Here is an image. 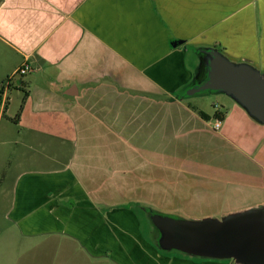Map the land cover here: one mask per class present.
<instances>
[{
  "label": "crops",
  "instance_id": "obj_1",
  "mask_svg": "<svg viewBox=\"0 0 264 264\" xmlns=\"http://www.w3.org/2000/svg\"><path fill=\"white\" fill-rule=\"evenodd\" d=\"M208 48L264 73V0H0V84L32 69L0 101V264H230L161 254L127 204L161 206L120 200L139 177L171 214L264 203V126L215 93L176 97Z\"/></svg>",
  "mask_w": 264,
  "mask_h": 264
},
{
  "label": "water",
  "instance_id": "obj_2",
  "mask_svg": "<svg viewBox=\"0 0 264 264\" xmlns=\"http://www.w3.org/2000/svg\"><path fill=\"white\" fill-rule=\"evenodd\" d=\"M181 43V42H180ZM205 80L187 92L222 94L253 121L264 126V73L234 62L221 51H200ZM159 250L187 258L230 264H264V203L224 213L220 217H179L149 213Z\"/></svg>",
  "mask_w": 264,
  "mask_h": 264
},
{
  "label": "rangeland",
  "instance_id": "obj_3",
  "mask_svg": "<svg viewBox=\"0 0 264 264\" xmlns=\"http://www.w3.org/2000/svg\"><path fill=\"white\" fill-rule=\"evenodd\" d=\"M187 92H186V94L181 93L179 95H182V96L187 95ZM201 94H203V93H198L197 95H201ZM211 96L212 95H210L209 97H207V99L202 101L204 103V107L206 108V110H209V108H211L210 104H211L212 100L214 99ZM214 96H216L219 100H224V101L226 100V99H224L225 96L222 95V94H216ZM16 99L17 98H15V97L12 99V105H11V108H10V110L8 112V115L11 116V117H13L15 115V111H16V108H17V103L18 102L16 101ZM12 130H14V128H12ZM0 137H1V131H0ZM0 153L3 154V152H0ZM119 179H120V182H124L123 189L125 190V188H126V189L129 190V191H126V193H124V194L122 193L121 194L122 197H120V200L122 198H124L126 200H129V198L149 199L150 201L155 202V204H157L158 206H161V207H159V209L162 210V211H167L168 208H164V207H167L170 203L171 204L175 203V201L172 202L174 199L172 198V196L170 194H167L166 198H162V195L160 193H158V188H159L158 187V183L154 182L153 178L150 181L149 185H146V183H143V181H142L143 178H139V177L138 178L129 177L128 179L126 177L124 179H122L120 177ZM127 182H128V184H127ZM120 200H118V201H120ZM186 201L188 202V203H185L186 211L188 212L187 214H193L196 211L198 212V210L196 208L192 207V203L190 202L189 199H186ZM164 213L166 215H170V216L174 215L175 216V214H171V213H168V212H164ZM183 217H198V216H196V215L195 216H188L187 215V216H183ZM121 223L122 224L120 226L124 230L132 231V225L126 223L125 221H121ZM134 232H136V230H134ZM132 243H133L134 247L142 248L140 246V243L138 242L137 238Z\"/></svg>",
  "mask_w": 264,
  "mask_h": 264
},
{
  "label": "trees",
  "instance_id": "obj_4",
  "mask_svg": "<svg viewBox=\"0 0 264 264\" xmlns=\"http://www.w3.org/2000/svg\"><path fill=\"white\" fill-rule=\"evenodd\" d=\"M192 49L198 51L200 48H197V47H193ZM9 78H7L6 80H8ZM14 79V78H13ZM12 79V80H13ZM3 81L1 84H0V101H1V98H2V95H3V91L4 89L2 88V84H4ZM11 80V81H12ZM10 81V82H11ZM10 85V83H9ZM9 87V86H8ZM205 94H214L212 92H203V94L201 95H205ZM178 99H186V96H176ZM27 98V94H24V97H23V100H22V103H21V106H20V109H19V112H18V117L21 113V110L23 108V104L25 102ZM199 116L206 120V121H209L210 120V117L207 116L206 114L202 113V112H198ZM213 118L215 119H220L221 121L224 119V114L222 112L218 113V114H215L213 116ZM127 206L134 212V214L136 215L138 221H139V229H140V232L142 234V236L144 237V239L150 243V245L152 247H154L156 250H158L161 254L163 255H176V256H179L181 258H186L185 256H183L182 254H179L177 252H164V251H161L159 250V248L157 247L156 245V239H155V235H156V231H150L149 230V224H148V215L149 213H156V214H161V215H166L164 212L166 211H162V210H159L157 207H155L153 204H150L148 202H144V201H134V202H129L127 204ZM169 213V212H168ZM172 214H175V213H172ZM167 216H170V215H167ZM170 217H173V218H179L181 217V215L179 214H175V216H170ZM193 259V258H192ZM193 260H197V261H203V260H200V259H193Z\"/></svg>",
  "mask_w": 264,
  "mask_h": 264
},
{
  "label": "built area",
  "instance_id": "obj_5",
  "mask_svg": "<svg viewBox=\"0 0 264 264\" xmlns=\"http://www.w3.org/2000/svg\"><path fill=\"white\" fill-rule=\"evenodd\" d=\"M32 72V69L29 67V65L27 64H23L22 66H20L14 73L13 76H11L8 80H6V82H4V84H2V88L3 89H7L9 86L10 81L15 78V77H19L22 78L24 76H26L27 74H30ZM215 109H218V106L215 105ZM221 125V120L220 119H215L214 121V129L218 130L220 128Z\"/></svg>",
  "mask_w": 264,
  "mask_h": 264
},
{
  "label": "flooded vegetation",
  "instance_id": "obj_6",
  "mask_svg": "<svg viewBox=\"0 0 264 264\" xmlns=\"http://www.w3.org/2000/svg\"><path fill=\"white\" fill-rule=\"evenodd\" d=\"M203 68V67H202ZM203 71L205 72V69L203 68ZM216 94V93H215Z\"/></svg>",
  "mask_w": 264,
  "mask_h": 264
}]
</instances>
